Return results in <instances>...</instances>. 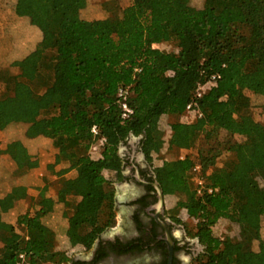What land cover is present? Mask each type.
Here are the masks:
<instances>
[{
  "label": "trees",
  "instance_id": "obj_1",
  "mask_svg": "<svg viewBox=\"0 0 264 264\" xmlns=\"http://www.w3.org/2000/svg\"><path fill=\"white\" fill-rule=\"evenodd\" d=\"M62 2L28 5V21L39 30L37 52L0 63V115L26 126V136L51 139L58 172L71 187H60L55 171L43 178L63 207L70 243L90 248L115 224L117 180L103 170L114 162L121 171L120 146L135 135L160 184L178 196L171 212L185 224L195 220L189 234L204 251L194 264H259L264 0H201L198 7L189 0H100L101 18L46 14ZM120 86L134 91L136 111L128 118L121 117ZM192 101L200 116L187 109ZM223 131L239 136L224 149ZM3 144L19 159L17 140ZM23 206L18 188L0 183V264H65L70 254L56 247L45 211L31 214ZM220 224L228 230L218 232ZM19 226L26 233L8 241Z\"/></svg>",
  "mask_w": 264,
  "mask_h": 264
},
{
  "label": "flooded vegetation",
  "instance_id": "obj_2",
  "mask_svg": "<svg viewBox=\"0 0 264 264\" xmlns=\"http://www.w3.org/2000/svg\"><path fill=\"white\" fill-rule=\"evenodd\" d=\"M119 152L121 171L116 168L115 180L122 230L114 224L92 247L71 253L65 264H194L204 244L171 212L141 136L132 135Z\"/></svg>",
  "mask_w": 264,
  "mask_h": 264
},
{
  "label": "rangeland",
  "instance_id": "obj_3",
  "mask_svg": "<svg viewBox=\"0 0 264 264\" xmlns=\"http://www.w3.org/2000/svg\"><path fill=\"white\" fill-rule=\"evenodd\" d=\"M29 1L30 0H5L3 3L0 4V32L1 34H3L2 35L3 38L1 39L0 44L2 46L5 44V42L7 43L11 41L13 37L16 39L18 38L21 39L24 38L26 34H28L29 42L32 38L35 39L37 30L35 28L30 27V23L27 19L29 14V10H28ZM99 2L100 0H63V2L59 4L58 8H55L54 10L46 9V14L47 15L65 14L68 16H76V17L83 16L87 19L101 18L104 17L105 14L100 10ZM189 4L193 7H198L201 4V0H189ZM4 38H6V41ZM154 46H157V44H155ZM26 49L29 50L30 46H28ZM19 50H22V48H20L19 46L12 45L11 47L7 48V51L5 53L0 51V63H3L4 61L10 59L11 56H13ZM191 117L192 115L187 114L183 118L191 119ZM1 118L2 121H4L3 131L7 132L8 134L15 132L16 135L18 134L23 135L21 130L24 129L25 126L22 125L17 126L16 123L14 122H7L10 121V118L7 115H2ZM236 139H239V136L223 131L221 133L223 149L226 148L230 142ZM199 146L201 148H204L203 144H199ZM186 152L187 149H182L181 152L179 153V157L181 155H185ZM29 159L30 157H28L26 160L29 161ZM59 161L60 160L56 158L55 164L58 165ZM116 168L117 166L114 162H108L104 167L103 172L107 177L114 179L116 175ZM2 175H3L1 176L2 179L7 178L6 172L4 174L2 173ZM234 178L237 181L244 182L243 177L237 174L234 175ZM61 181H62L61 184L63 185L68 184L70 182V180L68 178H65V176H62ZM18 191L25 206H29L30 181H21ZM54 192L55 190L51 189V193L49 192L48 194L52 195ZM166 198L168 204L172 205L174 201L178 198V196L171 188L167 187ZM46 200L48 201V204L51 206L49 210L50 216L46 218L44 222L48 225L50 224L51 227L53 226L56 231V247L58 249L66 250L69 254L73 253L74 251L82 250L83 246L81 245L73 246L69 241V238L66 234L65 225L62 222V210H63L62 205L57 206L58 204L56 205V202L53 201V199L50 200L49 196ZM31 214H37V213L33 211ZM240 216L244 220H249L250 219L249 210L247 208H242L240 210ZM0 217L3 218L1 215ZM122 218L123 217L121 216V213L119 211L116 216V222L114 227L117 226L122 230V226H123ZM6 219L11 221L16 220L15 216H11ZM186 222L188 225H193L195 220L193 218L187 219ZM217 230L218 232H222V231H227L228 228L225 225L220 224ZM25 233H26V229L19 226L16 228L15 233L8 239V241H12L16 238H19ZM259 264H264V257L259 258Z\"/></svg>",
  "mask_w": 264,
  "mask_h": 264
},
{
  "label": "crops",
  "instance_id": "obj_4",
  "mask_svg": "<svg viewBox=\"0 0 264 264\" xmlns=\"http://www.w3.org/2000/svg\"><path fill=\"white\" fill-rule=\"evenodd\" d=\"M4 1L5 0H3L1 3H3ZM30 3L31 0L29 1V4ZM30 27L37 30L35 39L32 38L29 42L28 34H26L25 37L21 39H16L13 37L11 41L7 43L5 42V44L3 43V46L0 44V51L5 53L7 51V48L15 45L22 48V50L17 51L14 55H26L37 52V38L39 30L31 23ZM2 35L3 34H1L0 32V42L3 38ZM4 39L6 41V38ZM28 46H30L29 50L26 49ZM13 56H11V58ZM1 117L2 115H0V147L2 148H0V182L7 183L8 185L14 186L19 189L21 181H30V204L29 206H25L24 204L22 210L28 211L29 213H32L34 211L37 214L45 211L43 214V220L45 221V219L50 216L49 210L51 205H49L48 201L46 200L48 196L50 197V200L53 199V201L56 202V205L58 204L57 206L61 204H59L57 201L56 192H54L52 195L48 194L49 192L51 193V189L53 188L50 186L49 182H46L44 180L43 173L46 174L47 171H55L54 178H58L60 187L70 188L71 182L64 185L61 184L62 174H60L58 171L62 165V162L59 161L58 165L55 164L57 155L53 151L50 138L42 134H38L35 136H26L24 134L26 126L21 130L23 135H16L15 132L8 134L7 132L3 131L4 121H2ZM7 122L14 121L10 119V121ZM16 125L18 126L17 123ZM14 140H17L20 155L19 159H15L14 157H12L10 152L3 144L4 142H10ZM28 157H30L29 161L26 160ZM5 172L7 178L2 179V173L4 174Z\"/></svg>",
  "mask_w": 264,
  "mask_h": 264
},
{
  "label": "built area",
  "instance_id": "obj_5",
  "mask_svg": "<svg viewBox=\"0 0 264 264\" xmlns=\"http://www.w3.org/2000/svg\"><path fill=\"white\" fill-rule=\"evenodd\" d=\"M201 88H202V85L200 84L198 87V96L201 95V91H200ZM133 94H134V91L129 86H120L118 88L117 97H118V101H119L120 107H121V117L122 118H128L131 115H133L136 111L135 105L130 103V101H129L130 97H132ZM187 109L193 111L194 114H196L198 116H200L202 114V112H201L200 108L198 107L196 101H192V102L188 103ZM91 130H92L94 135L99 134V129L96 125H93ZM97 147H98V141L95 140L91 144V150L96 151ZM180 157L183 158L184 155H181ZM198 168H199V164H196L195 169H198ZM199 182L201 183L202 180H199ZM21 258L25 259V255L21 254Z\"/></svg>",
  "mask_w": 264,
  "mask_h": 264
}]
</instances>
